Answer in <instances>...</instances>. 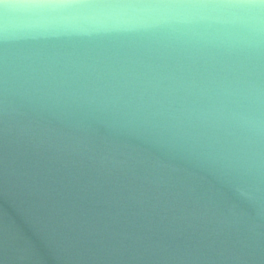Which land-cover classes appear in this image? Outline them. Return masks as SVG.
I'll use <instances>...</instances> for the list:
<instances>
[{
    "label": "water",
    "instance_id": "water-1",
    "mask_svg": "<svg viewBox=\"0 0 264 264\" xmlns=\"http://www.w3.org/2000/svg\"><path fill=\"white\" fill-rule=\"evenodd\" d=\"M0 264H264V0H0Z\"/></svg>",
    "mask_w": 264,
    "mask_h": 264
}]
</instances>
